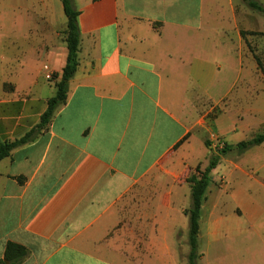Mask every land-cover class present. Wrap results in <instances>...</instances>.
Masks as SVG:
<instances>
[{"label":"crops","instance_id":"1","mask_svg":"<svg viewBox=\"0 0 264 264\" xmlns=\"http://www.w3.org/2000/svg\"><path fill=\"white\" fill-rule=\"evenodd\" d=\"M73 1L81 42L66 103L47 132L0 162V259L13 242L30 252L21 264H188L179 208L191 189L174 198V179L152 175L162 164L188 174L219 147L207 141L235 146L264 133L248 17L241 25L234 0ZM15 13L0 6L1 141L39 124L68 54L47 23L33 55L32 26ZM209 107L224 110L210 120ZM198 243L202 264H264V143L213 170Z\"/></svg>","mask_w":264,"mask_h":264},{"label":"trees","instance_id":"2","mask_svg":"<svg viewBox=\"0 0 264 264\" xmlns=\"http://www.w3.org/2000/svg\"><path fill=\"white\" fill-rule=\"evenodd\" d=\"M61 3L64 14L67 18V26L64 35L68 54L66 64L59 79L58 76H54V79H58L55 83L57 89L56 94L48 100V108L35 128L15 141H1L0 139V162L9 157L14 149L34 141L39 134L47 132L58 108L66 103L69 82L74 77L79 66L78 54L81 42L79 28L80 12L76 9L73 0H61ZM244 3L251 10L264 16V6L258 0H244ZM250 34L254 35L256 33ZM245 35L246 33L242 32V36L244 37ZM256 61L258 66H260L258 58H256ZM261 71L264 73V70L261 69ZM182 143L183 141H180L176 145V148ZM262 143H264V133L255 136L251 140L242 141L235 146L223 144L222 147H217L216 150H211L208 156V166L204 170H202L200 166H197L194 169V172L187 177L186 182L191 189V204L189 209L185 211V215L189 219L188 244L190 251L187 256L188 264H202V254L199 251L198 243L200 233V213L206 190L212 181L213 170L220 164L222 157L229 152L236 150L238 154H243L250 148L261 145ZM206 144L210 145L208 141ZM29 253V250L25 246L9 242L6 246L4 259H0V264H5L4 260H8L10 264H21L29 256Z\"/></svg>","mask_w":264,"mask_h":264},{"label":"rangeland","instance_id":"3","mask_svg":"<svg viewBox=\"0 0 264 264\" xmlns=\"http://www.w3.org/2000/svg\"><path fill=\"white\" fill-rule=\"evenodd\" d=\"M258 1L261 2L264 6V0H258ZM227 3L228 1L226 0L225 4ZM8 4L10 5L13 4L16 6L15 18L17 20H24L25 22L30 23L32 26L31 46H32L33 55H34V50H37V48L41 47L42 39H45L44 43L46 42V34H43V31H46L45 26L47 25V23L54 24V26L57 28H55L53 31L57 32L60 35V37L65 38L64 32L67 26V18L64 14L61 0H0L1 7L2 6L5 7V5H8ZM246 8L247 6L244 5L243 0H234V10H235L236 19L242 25V23L247 22L246 19L248 17L247 26L248 28L253 29V33H256L250 36L249 45L253 52L255 61H256V58L259 59V62H260V66H258L259 69L264 70V16L253 10L252 11L249 10V14H248V12L243 11V9H246ZM216 14L217 13H214V15L212 16L214 18V21L218 20L215 17ZM225 14L226 16L231 15L230 21L233 19L231 9H229L228 11H225ZM49 32L51 31L49 30ZM36 59L37 58L32 60L33 69H34V66H38L39 64V62ZM48 85L50 87H53L50 84ZM223 110L224 109H221L219 107L217 108L214 107L213 109L209 107L208 108V119L215 120L219 116V114L223 113ZM205 137H206L205 135L201 136L203 142L205 140ZM194 142L197 144V146L199 145L201 146L199 136H196ZM209 143L213 145L216 144L217 146H221L223 144V142L220 140L209 141ZM208 156H207V161L202 162L199 165L202 170H204L208 166V163H209ZM162 165L158 171L154 172V174L152 175V178L160 182L161 185L167 183L168 180L174 179L175 183H171L169 185V188L175 191L173 192V197L177 199L186 198L188 196V193L187 192L183 193V191H187L188 187L190 189V186L186 182V179L191 173L194 172L195 167L192 168L187 174V170L185 172L183 169H178L177 166L173 167L172 171H167L169 167L168 166L162 167ZM148 179L151 181V178H148ZM184 187H186L187 189ZM139 190L145 191L146 189H144L143 187ZM162 191L163 189L161 188L160 192ZM147 199H148L147 200L148 202L147 204L145 203V209H144L145 212L149 211L150 210L149 207L151 206L149 202L150 197H147ZM189 204H190V201L189 199H187L185 202V206H188ZM185 206H180L179 208L180 214H183V213L185 214V211L189 209V208L186 209ZM126 222L129 224L128 227L130 228L134 226L135 220L127 219ZM185 233H186L185 237H183L182 239H184V241L188 243V237H189L188 229L187 231L185 230Z\"/></svg>","mask_w":264,"mask_h":264},{"label":"built area","instance_id":"4","mask_svg":"<svg viewBox=\"0 0 264 264\" xmlns=\"http://www.w3.org/2000/svg\"><path fill=\"white\" fill-rule=\"evenodd\" d=\"M48 72V71H47ZM46 79L47 80H49V81H53L54 80V76L51 74V73H47L46 74ZM221 145V144H220ZM223 146V144L221 145V146H219V147H222Z\"/></svg>","mask_w":264,"mask_h":264},{"label":"water","instance_id":"5","mask_svg":"<svg viewBox=\"0 0 264 264\" xmlns=\"http://www.w3.org/2000/svg\"><path fill=\"white\" fill-rule=\"evenodd\" d=\"M4 263H5V264H9V262H8V261H5Z\"/></svg>","mask_w":264,"mask_h":264}]
</instances>
